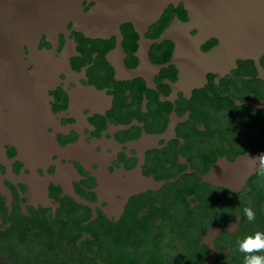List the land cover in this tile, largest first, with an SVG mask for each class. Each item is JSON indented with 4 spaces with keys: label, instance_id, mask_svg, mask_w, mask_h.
I'll return each instance as SVG.
<instances>
[{
    "label": "flooded vegetation",
    "instance_id": "flooded-vegetation-1",
    "mask_svg": "<svg viewBox=\"0 0 264 264\" xmlns=\"http://www.w3.org/2000/svg\"><path fill=\"white\" fill-rule=\"evenodd\" d=\"M218 46L178 5L143 38L70 24L25 47L38 83L16 95L44 135L18 138L0 107V264H244L264 233V80L204 61Z\"/></svg>",
    "mask_w": 264,
    "mask_h": 264
},
{
    "label": "water",
    "instance_id": "water-1",
    "mask_svg": "<svg viewBox=\"0 0 264 264\" xmlns=\"http://www.w3.org/2000/svg\"><path fill=\"white\" fill-rule=\"evenodd\" d=\"M90 4L93 7L86 11ZM178 5L184 6L190 26L199 30L202 40L219 42L204 61L220 68L234 66L237 60H251L264 80L260 66L264 56V0H0V107L6 104L11 109L8 123L17 137L32 143L44 135L37 119L43 114L41 106L16 95L20 88L38 83L22 65L25 47L37 49L42 36L58 37L70 24L75 32L101 40L113 36L121 39V27L131 24L143 38L165 10ZM149 185L151 182L145 181L137 192Z\"/></svg>",
    "mask_w": 264,
    "mask_h": 264
},
{
    "label": "clouds",
    "instance_id": "clouds-1",
    "mask_svg": "<svg viewBox=\"0 0 264 264\" xmlns=\"http://www.w3.org/2000/svg\"><path fill=\"white\" fill-rule=\"evenodd\" d=\"M257 159L264 166V155L258 156ZM244 216L249 222L255 220V212L252 207L244 208ZM238 251L245 254L244 264H264V233L257 232L254 236H248L241 240L238 244Z\"/></svg>",
    "mask_w": 264,
    "mask_h": 264
}]
</instances>
